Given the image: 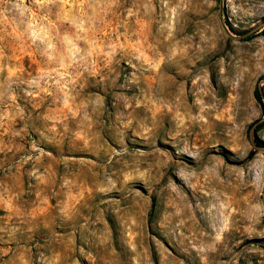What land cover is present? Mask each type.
Returning <instances> with one entry per match:
<instances>
[{
  "label": "rangeland",
  "instance_id": "obj_1",
  "mask_svg": "<svg viewBox=\"0 0 264 264\" xmlns=\"http://www.w3.org/2000/svg\"><path fill=\"white\" fill-rule=\"evenodd\" d=\"M262 122L264 0H0V264H264Z\"/></svg>",
  "mask_w": 264,
  "mask_h": 264
},
{
  "label": "trees",
  "instance_id": "obj_2",
  "mask_svg": "<svg viewBox=\"0 0 264 264\" xmlns=\"http://www.w3.org/2000/svg\"><path fill=\"white\" fill-rule=\"evenodd\" d=\"M251 37H253V35H250L248 38H251ZM263 125H264V122L260 123V124L258 125L257 129H258V128H261Z\"/></svg>",
  "mask_w": 264,
  "mask_h": 264
},
{
  "label": "water",
  "instance_id": "obj_3",
  "mask_svg": "<svg viewBox=\"0 0 264 264\" xmlns=\"http://www.w3.org/2000/svg\"><path fill=\"white\" fill-rule=\"evenodd\" d=\"M246 35H247V34H246ZM244 36H245V35H244ZM255 147L264 149V147H258V146H256V145H255Z\"/></svg>",
  "mask_w": 264,
  "mask_h": 264
}]
</instances>
